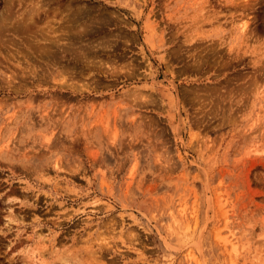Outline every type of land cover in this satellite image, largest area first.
<instances>
[{"label": "rangeland", "instance_id": "1", "mask_svg": "<svg viewBox=\"0 0 264 264\" xmlns=\"http://www.w3.org/2000/svg\"><path fill=\"white\" fill-rule=\"evenodd\" d=\"M0 264H264V0H0Z\"/></svg>", "mask_w": 264, "mask_h": 264}]
</instances>
